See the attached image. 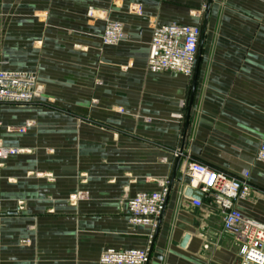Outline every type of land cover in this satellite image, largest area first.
<instances>
[{
	"label": "crops",
	"instance_id": "crops-1",
	"mask_svg": "<svg viewBox=\"0 0 264 264\" xmlns=\"http://www.w3.org/2000/svg\"><path fill=\"white\" fill-rule=\"evenodd\" d=\"M90 8L128 39L104 46ZM172 23L201 26L191 78L147 70L153 26ZM1 63L36 74L45 92L0 106V141L28 151L2 168L0 264H99L108 249H146L150 230L130 225L126 197L170 189L185 135L179 172L189 160L249 172L252 197L237 207L264 224V0H0ZM184 174L150 264H239L218 210L208 197L193 206ZM78 192L88 198L74 205Z\"/></svg>",
	"mask_w": 264,
	"mask_h": 264
},
{
	"label": "built area",
	"instance_id": "built-area-1",
	"mask_svg": "<svg viewBox=\"0 0 264 264\" xmlns=\"http://www.w3.org/2000/svg\"><path fill=\"white\" fill-rule=\"evenodd\" d=\"M130 11L143 16L141 5H133ZM88 17L105 22L101 38L104 46H118L128 39L124 24L112 19L109 11L90 8ZM201 36L202 29L199 25L155 24L152 28L148 72L152 74L170 72L191 78L198 59ZM44 92L45 86L36 74L9 70L5 68L4 63L0 64V106L32 105L43 98ZM32 126L34 122H28L23 127H9L7 131L25 134ZM26 153L28 151L24 149L5 147L0 141V180L4 162ZM180 155L178 153L177 156ZM256 160L264 165V140ZM183 172L190 178V188L199 191L203 197H208L211 205L218 210L224 232L233 238L238 248L239 264H264V224L245 216L237 207L239 202L252 197L250 173L233 175L191 160L186 163ZM168 193V187L163 185L159 192H140L135 196L126 197L130 225L150 230L148 247L129 250L108 249L101 255L99 264H150L151 247L159 220L166 208ZM87 198V193L78 192L70 200L76 205ZM192 204L198 208L202 207L201 200H193Z\"/></svg>",
	"mask_w": 264,
	"mask_h": 264
},
{
	"label": "water",
	"instance_id": "water-1",
	"mask_svg": "<svg viewBox=\"0 0 264 264\" xmlns=\"http://www.w3.org/2000/svg\"><path fill=\"white\" fill-rule=\"evenodd\" d=\"M209 2L211 4L212 3V0H209ZM209 12H210V9H208L206 11L207 14ZM204 36H205V28L203 29V38H204ZM200 56H201V52H199V60H200ZM194 94H195V87H193V92H192V96H191L190 107L192 106V103H193V100H194ZM188 119H189V117H188ZM185 141H186V135L184 136L183 146H182V149H181V154L183 152V148H184ZM181 157L182 156L180 155L179 159L177 160L175 169H174L173 178H172V182H171V186H170V189H169L168 196L166 198L165 206L168 203V200H169V197H170V194H171V191L173 189V186H174L175 181H177L178 183L183 184L185 182V179H186V175L183 172H179L180 164H181ZM186 195L189 196V197H192L193 200H195V201H200L203 198L202 194L199 191H195V190H193L191 188H187ZM163 214H162V216H163ZM162 216H161V218H162ZM161 218H160V220H161ZM158 228H159V225H158ZM158 228H157V230H158ZM157 230H156V233H157ZM156 233H155V236H156ZM151 256H152V247H151V251H150V257Z\"/></svg>",
	"mask_w": 264,
	"mask_h": 264
}]
</instances>
